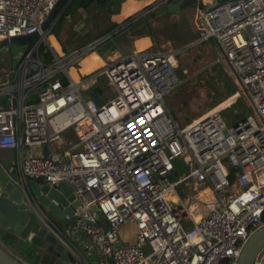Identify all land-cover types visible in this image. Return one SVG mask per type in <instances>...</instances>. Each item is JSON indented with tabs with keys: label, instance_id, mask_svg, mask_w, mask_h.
<instances>
[{
	"label": "built area",
	"instance_id": "obj_1",
	"mask_svg": "<svg viewBox=\"0 0 264 264\" xmlns=\"http://www.w3.org/2000/svg\"><path fill=\"white\" fill-rule=\"evenodd\" d=\"M55 2L0 0V40L36 33L16 53L3 46L9 65L0 75V149L13 151L17 183L34 214L78 264H91L24 186L28 178L65 181L81 209L69 228L86 234L83 248L96 264H237L249 235L264 225V0L195 5L196 41L213 42L215 61L251 111L229 128L219 107L183 125L169 113L163 95L176 81L175 52L131 51L73 81L68 68L109 36L56 50L49 25L41 29ZM101 74L115 97L93 108L81 89ZM67 130L74 139L53 147ZM175 159L187 171L172 180ZM178 184L189 189L186 202ZM127 223L133 240L119 243ZM263 255L252 264H264Z\"/></svg>",
	"mask_w": 264,
	"mask_h": 264
},
{
	"label": "rangeland",
	"instance_id": "obj_2",
	"mask_svg": "<svg viewBox=\"0 0 264 264\" xmlns=\"http://www.w3.org/2000/svg\"><path fill=\"white\" fill-rule=\"evenodd\" d=\"M154 19L156 20L150 24L153 41L151 40V44L147 47H143L142 43H140L138 44L139 49H137L151 52H175L177 65L174 67V75L176 81L172 83L171 88L163 95V98L169 113L176 122L179 125L186 124L201 116L204 112L216 107H219L218 113L228 128L246 117L251 111L245 94L240 87L233 84L230 77L227 75L225 77L221 73L220 66L215 61L217 52L213 48V42L204 41L197 46L185 48L184 45L193 38V33L187 22L188 18L185 21H180V16H176L168 20V17H164L161 14ZM113 23L111 16L107 13V9L100 7V4L96 1H92L84 10L80 12L74 11L68 16H64L60 24L55 28L56 35L49 34L48 40L58 50V46L53 41L55 36H58L59 39L57 40L60 41V47L62 49L64 47L68 51L86 44L88 40H94L95 36L103 33L104 29H107ZM139 29L141 28L134 27L131 31V36H136ZM144 31L145 29L142 28V32ZM100 37L101 35L97 38ZM131 40L130 38L123 39L121 33L115 34L112 38H106L98 45L97 49L86 53L75 66L72 65L68 68L70 78L75 82L83 80L95 73V66L102 63V66L105 67V63L110 58L115 59L129 54L131 52ZM63 51L65 50L63 49ZM8 65V57L0 50V75L2 70L6 69ZM182 69L186 70L185 74L181 72ZM86 86L85 89H81V95L90 107L95 108L97 106L86 91L88 87L99 86L102 88L101 102L103 103L110 102L115 97V91L109 84L105 74L96 76ZM235 89L240 91V97H234L233 90ZM71 136L69 130L63 132L60 135V143L69 141ZM52 146L55 147L56 144L53 143ZM12 157L13 152L11 149H0V160L2 162L6 159H12ZM229 157H227L226 163L229 162ZM174 165L172 180L181 177L187 171V168L181 165L179 159L174 160ZM175 189L183 201L186 202L188 187L185 184H178ZM201 196L204 199L206 198V194ZM191 201L199 206L195 199ZM57 225L69 235L71 240L75 238L76 234H79L78 232H82L71 230L72 228L70 229L69 227L67 229L59 225L58 222ZM123 232L125 235L130 236L128 227ZM143 251L146 253L148 249L143 247ZM262 258L264 259V255Z\"/></svg>",
	"mask_w": 264,
	"mask_h": 264
},
{
	"label": "water",
	"instance_id": "obj_3",
	"mask_svg": "<svg viewBox=\"0 0 264 264\" xmlns=\"http://www.w3.org/2000/svg\"><path fill=\"white\" fill-rule=\"evenodd\" d=\"M234 0H212L224 3ZM48 11L41 29L51 22L56 6ZM36 33L13 36L0 40V50L7 45L9 53L21 50V45L34 39ZM128 61V58L125 59ZM46 146H41V156L46 157ZM6 172L0 170V264H78L69 248L55 237L37 218L30 208L23 190L17 183L13 159L2 162ZM24 186L33 201L54 222L68 229L81 212L80 205L65 181L56 186L28 178ZM56 222V223H57ZM64 240L72 244L64 231ZM264 249V225L254 230L241 248L237 264H252Z\"/></svg>",
	"mask_w": 264,
	"mask_h": 264
},
{
	"label": "crops",
	"instance_id": "obj_4",
	"mask_svg": "<svg viewBox=\"0 0 264 264\" xmlns=\"http://www.w3.org/2000/svg\"><path fill=\"white\" fill-rule=\"evenodd\" d=\"M182 1L183 0H179V1H177V0H166V1L165 0H122L118 6V10L112 14H109V16H111V20L115 24H117V27L114 28V30L112 32L106 33V34L109 36V38H112V34L114 32H116L118 30V28L119 29L125 28L123 30V32H120L123 35V39L130 38V40H131V37H132L131 45H130L131 51H140V50H138L139 49L138 44L142 43L143 47H147L148 45L151 44V40L153 41V33L151 30L150 24L156 20L154 18H156L157 15L162 14V16L168 17V20H170L171 18H175L176 16H180V21H183V20L185 21L186 18H188L187 22L190 26L192 33H193L192 34L193 38L191 39V41L187 42L184 45V47L188 48V47H191L194 45L197 46L198 44L203 43V41H196L197 39H196L195 16L197 13V8L195 6H182L181 5ZM200 1L203 5L212 3V0H200ZM143 10H148V12L143 16V18H142V16H138V17L134 18L136 15H138ZM76 11L80 12V11H82V9H77ZM127 17H131V21H127V22L123 23V21ZM127 25H130V26L127 27ZM143 26L145 27L144 32H142ZM134 27H136V28L140 27L141 29H139L136 36H131V31L133 30ZM106 34H103V36ZM117 34H119V33H117ZM100 35H102V34H100ZM100 35L95 36L94 38L96 39ZM53 41L56 43L57 46L60 45V44H58L56 38H54ZM89 41H92V40H88L87 42H89ZM129 44H130V42H129ZM65 51H66V49H65ZM142 51H145V50H142ZM100 56H102V55H100ZM174 57H175V55H174ZM102 59H104V58H102ZM102 59H101V61H102ZM100 65H102V63ZM182 70H181V72H182ZM71 139L73 140V135L71 136ZM71 139L69 141H72ZM69 141H67V142H69ZM67 142H65V143L59 142V144H56L55 148L59 149L60 147L64 146ZM126 227H128L130 229V232H129L130 236L125 235L123 232V230ZM119 231H118L119 233L117 234V241L119 243L127 244L133 240V225L131 223H127V224L123 225L119 229ZM78 233L79 234L78 235L76 234L75 238L72 239L73 245L84 252L85 256L88 258V260L91 264H96V261L98 260V258L95 256V254L84 251V248H83V244H84V242H86L88 240V237L83 232H78Z\"/></svg>",
	"mask_w": 264,
	"mask_h": 264
},
{
	"label": "trees",
	"instance_id": "obj_5",
	"mask_svg": "<svg viewBox=\"0 0 264 264\" xmlns=\"http://www.w3.org/2000/svg\"><path fill=\"white\" fill-rule=\"evenodd\" d=\"M92 1H96L97 3L100 4V7H104L107 9L108 14H112L118 10V6L122 0H60L58 5L56 6L54 16H53L51 22L49 23L48 35L49 34L56 35V29L55 28L60 24V22L64 16L71 14L72 12L76 11L77 9L84 10L86 8V6ZM177 1H179V0H177ZM181 5L182 6H195V5L201 6V3L199 0H183ZM130 19H131V17H127L123 21V23L129 21ZM129 26L130 25H127V27H129ZM116 27H117V24L113 23L107 29H104L103 33H101V34L103 35V34L109 33L111 30H113ZM124 29L118 28V30L112 34V37L117 33L123 32ZM143 29H145L144 26H143ZM55 38H56V40L59 39L58 36H55ZM221 71H222L221 73L225 77H227L222 69H221ZM86 91L88 92L89 96L92 98V101L94 102V104H96V106L103 104V102H101V96H102V88L101 87L91 86V87H88V89ZM233 92H234V90H233ZM1 108H5V105L3 103V99H0V109ZM234 170H235L234 167L228 168L230 178H232ZM262 218L264 219V212L262 214Z\"/></svg>",
	"mask_w": 264,
	"mask_h": 264
},
{
	"label": "bare ground",
	"instance_id": "obj_6",
	"mask_svg": "<svg viewBox=\"0 0 264 264\" xmlns=\"http://www.w3.org/2000/svg\"><path fill=\"white\" fill-rule=\"evenodd\" d=\"M48 38V37H47ZM51 44V43H50ZM52 45V44H51ZM53 46V45H52ZM72 77V76H71ZM203 193H205V192H203ZM206 194V198L207 199H211V197H210V195L209 194H207V193H205Z\"/></svg>",
	"mask_w": 264,
	"mask_h": 264
},
{
	"label": "flooded vegetation",
	"instance_id": "obj_7",
	"mask_svg": "<svg viewBox=\"0 0 264 264\" xmlns=\"http://www.w3.org/2000/svg\"><path fill=\"white\" fill-rule=\"evenodd\" d=\"M0 163H1V166L3 167V165H2V161L0 160ZM4 168V170L6 171V168L5 167H3ZM0 170H2L3 171V169L2 168H0ZM4 172V171H3Z\"/></svg>",
	"mask_w": 264,
	"mask_h": 264
}]
</instances>
